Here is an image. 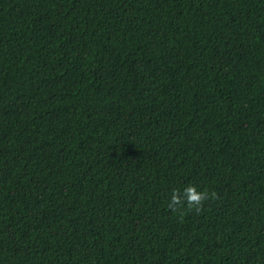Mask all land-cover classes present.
I'll return each instance as SVG.
<instances>
[{"label": "trees", "instance_id": "trees-1", "mask_svg": "<svg viewBox=\"0 0 264 264\" xmlns=\"http://www.w3.org/2000/svg\"><path fill=\"white\" fill-rule=\"evenodd\" d=\"M0 264H264V0H0Z\"/></svg>", "mask_w": 264, "mask_h": 264}]
</instances>
